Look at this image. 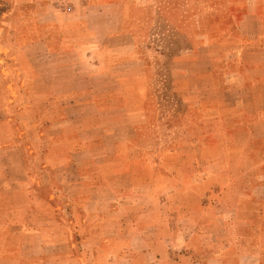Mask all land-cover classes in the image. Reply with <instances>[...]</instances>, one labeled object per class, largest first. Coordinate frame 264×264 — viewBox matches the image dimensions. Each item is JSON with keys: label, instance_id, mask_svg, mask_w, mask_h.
I'll return each mask as SVG.
<instances>
[{"label": "crops", "instance_id": "1", "mask_svg": "<svg viewBox=\"0 0 264 264\" xmlns=\"http://www.w3.org/2000/svg\"><path fill=\"white\" fill-rule=\"evenodd\" d=\"M186 3L173 1L184 8L168 13L187 43L173 56L143 43L140 7L130 0H71L69 11L50 2L42 15L31 7L29 27L14 35L15 86L24 93L4 96L0 65V264H264V0ZM162 67L184 109L174 112L172 176L165 157L157 162L140 146ZM23 100L29 128L17 121ZM165 182L187 183L191 199L201 182L226 187L216 191L223 204L208 193L206 205L231 208L239 223L217 228L239 231L235 245L254 248L135 254L121 215L140 198L165 204L175 194ZM231 186L237 197L227 205ZM191 230L197 240L201 227Z\"/></svg>", "mask_w": 264, "mask_h": 264}, {"label": "rangeland", "instance_id": "2", "mask_svg": "<svg viewBox=\"0 0 264 264\" xmlns=\"http://www.w3.org/2000/svg\"><path fill=\"white\" fill-rule=\"evenodd\" d=\"M37 0H0V65L2 66V79H6V85L3 89L5 97H14V94L18 92L24 93L26 86H15L17 78H15V71L13 69L14 61V35L15 31L20 28H28L30 24V9L33 5H37L40 14H43V7L47 3H53L55 8L63 10L61 4L66 3L64 6L68 10V3L71 0H39L42 4H37ZM131 2L138 3L139 12L135 13V18L141 22V34L143 43H146L149 49H153L156 53L166 54L167 56H173V52L185 50L187 47L186 40L182 30V34L179 31L173 29L169 24L170 20L168 15L171 16L180 15L184 6L173 7V1H179L181 3L187 2L186 5L191 4L192 0H130ZM44 5V6H43ZM188 9L190 8L189 6ZM177 9V10H176ZM69 11V10H68ZM175 11L173 14L172 12ZM169 13V14H168ZM167 20V21H166ZM154 55V54H153ZM164 60H162L163 62ZM167 61V60H165ZM161 62V63H162ZM167 63H162V66H166ZM163 68V67H162ZM165 68L159 70L162 73L160 82H156L155 94H159L161 97H152L156 99V102L149 103V111L151 112L150 124L148 127V136L143 140L141 139L140 146H150V155L159 154L155 159L157 162L160 157H165V166L163 167L165 173L174 174L173 160L174 158V131L173 129L180 123V119L175 110L182 112L184 109L178 105L176 108L172 99L173 92L171 86V80L163 77ZM158 71V70H157ZM159 73V74H161ZM162 81V83H161ZM157 92V93H156ZM24 98V97H23ZM158 104V106H157ZM21 110H27V113L17 118V121L22 128H29L33 125V119L30 115V106L26 100H23ZM159 112V113H156ZM159 115V118H156ZM156 147V149H154ZM201 168L200 172H202ZM177 172V171H176ZM172 181V180H171ZM187 183H174L165 182L164 191L171 195L167 198L166 203H160L157 205L152 199L146 198L142 201L139 199V204L121 215L123 218V227L120 231L124 236L127 235L135 239L134 253H145L147 251H160L162 246L166 245V248L170 253H176L180 255H191L198 258L205 256V254H212L217 252L226 251L228 253H235L246 249L249 251L253 249V246L240 247L235 245V238L237 230H222L217 228V224L225 221L229 225H237L239 220L231 212V208L223 209L222 205H218V202L223 204L221 196L216 197V191L226 190V187L221 188L219 183H197V192L195 199L185 197L184 188ZM236 187V184H233ZM231 186L229 192L226 193L228 197L225 202L228 205V201L236 199L237 190ZM141 189V188H139ZM141 191L153 193L147 188L141 189ZM212 192V193H211ZM209 195L214 196L217 205L215 208L206 205L207 202H211ZM225 195V196H226ZM232 203V202H231ZM230 203V204H231ZM225 206V204H224ZM132 210V211H131ZM228 210V211H226ZM128 213V214H127ZM133 216V223L131 224V218ZM142 217V218H141ZM128 218V219H127ZM130 218V220H129ZM143 219V221H142ZM143 224V225H142ZM197 224L201 227V231H198L197 240L193 238V230L191 227ZM146 228H143V226ZM142 226V227H141ZM127 227V229H126ZM192 233V235H191ZM240 234L243 238L246 237V241L252 240V233L247 230H241ZM195 236V235H194ZM207 238V240H206ZM160 240V241H159ZM178 242V243H177ZM175 243V244H174ZM123 248H119V251ZM133 250V249H132ZM167 251V253H168ZM125 248L120 253H124ZM180 264H190L184 262ZM116 264H132L131 262L119 261ZM133 264H144L134 262ZM164 264H177L173 261L165 262Z\"/></svg>", "mask_w": 264, "mask_h": 264}]
</instances>
